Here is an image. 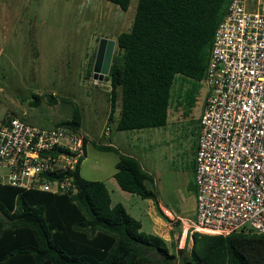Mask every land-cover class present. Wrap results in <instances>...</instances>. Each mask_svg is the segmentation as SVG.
<instances>
[{
    "label": "trees",
    "instance_id": "1",
    "mask_svg": "<svg viewBox=\"0 0 264 264\" xmlns=\"http://www.w3.org/2000/svg\"><path fill=\"white\" fill-rule=\"evenodd\" d=\"M106 1L124 12L131 5V0ZM231 2L138 1L131 30L116 39L118 52L106 79L109 119L117 132L166 127L178 79L189 84L184 103L191 113L203 87L216 30ZM82 117L77 109L57 127L80 131ZM94 146L118 154L114 177L122 190L157 199L156 179L140 161L113 145ZM80 170L81 166L74 174L75 195L0 184V264H174L177 256L167 241L143 232L141 221L122 204L112 205L105 183L84 179ZM193 238L185 264H264V235L195 233Z\"/></svg>",
    "mask_w": 264,
    "mask_h": 264
},
{
    "label": "rangeland",
    "instance_id": "2",
    "mask_svg": "<svg viewBox=\"0 0 264 264\" xmlns=\"http://www.w3.org/2000/svg\"><path fill=\"white\" fill-rule=\"evenodd\" d=\"M138 1L131 0L124 12L106 0H0V123L15 116L52 129L80 110V132L89 141L81 176L107 184L114 204H123L141 221L143 232L164 238L177 256L174 264H185L195 234L191 228L197 193L194 150L205 88L195 96L189 113L184 103L189 84L178 79L170 107L174 114L166 127L117 132L109 119V83L89 80L84 72L96 40H116L131 30ZM105 127L111 129L109 138L104 136ZM97 142H115L120 153L127 151L157 176L161 189L156 186L157 199L149 201L128 192L126 197L121 195L114 177L118 154L100 151L94 146ZM5 175L7 170L0 168V177ZM184 176L189 184L183 183ZM159 202L171 209L172 216L162 212L169 222L158 215Z\"/></svg>",
    "mask_w": 264,
    "mask_h": 264
},
{
    "label": "built area",
    "instance_id": "3",
    "mask_svg": "<svg viewBox=\"0 0 264 264\" xmlns=\"http://www.w3.org/2000/svg\"><path fill=\"white\" fill-rule=\"evenodd\" d=\"M202 86L191 228L210 236L264 235V0H232ZM103 133L109 138L111 129ZM85 139L70 127L7 118L0 123V168L7 170L0 184L77 194Z\"/></svg>",
    "mask_w": 264,
    "mask_h": 264
},
{
    "label": "flooded vegetation",
    "instance_id": "4",
    "mask_svg": "<svg viewBox=\"0 0 264 264\" xmlns=\"http://www.w3.org/2000/svg\"><path fill=\"white\" fill-rule=\"evenodd\" d=\"M110 41H114L116 42V45L114 47L113 50H111V47L109 45ZM116 47H117V41L113 40L109 37H100L98 40H96L95 45L93 47V50L91 51V53H89L86 57V60L84 62V72L87 75V78L89 80H91V78H93L96 82L100 81V78L98 77L97 79L94 78L95 73H94V69H95V65L98 59V54H99V50L100 48L102 49V52L100 54V69H101V73L103 70H105L108 62L110 64V69H111V65L113 62V59L116 55ZM110 73V71H109ZM109 75V74H108ZM108 75H106L104 77L103 81L100 82H104L107 81V77Z\"/></svg>",
    "mask_w": 264,
    "mask_h": 264
},
{
    "label": "crops",
    "instance_id": "5",
    "mask_svg": "<svg viewBox=\"0 0 264 264\" xmlns=\"http://www.w3.org/2000/svg\"><path fill=\"white\" fill-rule=\"evenodd\" d=\"M194 111V110H193ZM192 111V112H193ZM174 114V112L171 110H169V115H173ZM200 115H201V110H200V114H199V117H200ZM199 117H198V121H199ZM175 118V117H174ZM117 142V141H116ZM111 143V142H110ZM112 144V143H111ZM197 144H198V139H197ZM113 145H115L116 146V143L114 142L113 143ZM196 152H197V145L195 146V150H194V157L196 156L195 154H196ZM123 154H126V155H130V156H133V155H131V154H129V153H127V151L126 152H122ZM118 156V155H117ZM134 157V156H133ZM118 158V161H119V156L117 157ZM118 161H117V163H118ZM116 163V164H117ZM194 163H195V158H194ZM195 165V164H194ZM143 166V168H144V170L146 171V172H148L149 174H151V175H153V173H151L150 171H148V169H146V167L144 166V165H142ZM116 172H117V169H116ZM116 172H115V174H116ZM115 176V175H114ZM154 176V175H153ZM157 177V176H156ZM155 177V179H156V186H158V178H156ZM183 183H186V184H189V179H188V177L187 176H184V178H183ZM118 184V183H117ZM3 185V184H2ZM106 186H107V184H106ZM119 186V185H118ZM188 186V185H187ZM107 188H108V190L110 191V189H109V187L107 186ZM158 188H159V186H158ZM117 189H120L119 191H122L124 194H121V195H123V196H125L126 197V194H127V192H125L124 190H122L121 189V187L119 186V188L117 187ZM159 190L161 191V189L159 188ZM110 194H111V199H112V193H111V191H110ZM150 201V200H149ZM118 204H121V203H118ZM112 205L113 206H115V205H117V204H114V202H113V199H112ZM123 205V204H122ZM157 205L159 206V208H160V210L162 211V212H164L166 215H170V216H172V211H171V209H168V207H167V204H161L160 202L159 203H157ZM124 206V205H123ZM125 207V206H124ZM127 210V209H126ZM150 210V212H152V208H150L149 209ZM0 216L2 217V214L0 213Z\"/></svg>",
    "mask_w": 264,
    "mask_h": 264
},
{
    "label": "water",
    "instance_id": "6",
    "mask_svg": "<svg viewBox=\"0 0 264 264\" xmlns=\"http://www.w3.org/2000/svg\"><path fill=\"white\" fill-rule=\"evenodd\" d=\"M109 45H110V47H111V50H113L114 49V47H115V45H116V42H114V41H110L109 42ZM101 52H102V49L100 48V50H99V54H98V59H97V62H96V65H95V69H94V73H95V76H94V78L95 79H97L98 77L100 78V81H103L104 80V77L106 76V75H108L109 74V71H110V64H109V62H108V64H107V66H106V68H105V70H103L102 71V73H101V69H100V54H101ZM156 210H157V213H158V215L161 217V218H163L165 221H167V222H169L168 221V219L165 217V215L162 213V211L160 210V208H159V206L157 205L156 206Z\"/></svg>",
    "mask_w": 264,
    "mask_h": 264
},
{
    "label": "bare ground",
    "instance_id": "7",
    "mask_svg": "<svg viewBox=\"0 0 264 264\" xmlns=\"http://www.w3.org/2000/svg\"><path fill=\"white\" fill-rule=\"evenodd\" d=\"M168 216H169V214H168Z\"/></svg>",
    "mask_w": 264,
    "mask_h": 264
}]
</instances>
